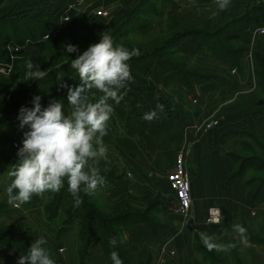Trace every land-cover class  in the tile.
<instances>
[{
	"label": "trees",
	"instance_id": "16d2710c",
	"mask_svg": "<svg viewBox=\"0 0 264 264\" xmlns=\"http://www.w3.org/2000/svg\"><path fill=\"white\" fill-rule=\"evenodd\" d=\"M28 1L0 0V65L10 66L5 76L0 75V130L3 126L20 124L19 110L21 107L31 109L33 97L37 95L50 98L41 97V108H46L50 102H59L66 108V105H69L68 89L74 90L82 85L78 73L70 66L71 60L77 58L90 45L98 43L91 32L88 21L79 11L63 9L56 13H37L29 17L14 13L15 4ZM257 6L256 9L245 8V12L238 13L240 15H236L231 10H219V23L213 28L210 25V16H203V19L208 22L209 29L206 32L196 33L179 29L181 25L186 24L176 20L172 15L157 19V5L155 2L153 4V0H138L131 12L108 35L112 38L114 46L122 45L129 51L133 49L139 51L140 54L131 57L129 61L151 57L160 71L173 73L187 88H190L195 82H208L213 77L188 68L187 58L177 51V46L181 42L191 41L192 56L204 50L209 53L211 59L223 63L232 70H238L247 50V47L237 41L238 35L246 28L252 29L264 24V8L261 5ZM63 16L67 17L66 21L60 19ZM147 17L150 19L143 21ZM153 18L157 20L155 23L152 21ZM130 34L137 37V40L142 41L143 39V44L141 41L126 40ZM154 34H157L156 38H152ZM45 36H48V40L44 38ZM196 37L197 39L201 37L203 43L196 40ZM7 43L15 45L17 50L9 52L6 48ZM69 44L76 46L78 51L67 52L65 46ZM232 45L234 47H231ZM253 59L255 68L246 79L244 86L246 85L247 89L253 86L255 90L249 92V102L242 109L256 104V110L260 112L264 106V47L262 52L253 54ZM29 62L33 64L32 69L28 68ZM37 69L50 71L53 77L46 84L27 79V74ZM244 86L242 89L245 88ZM220 100H213L202 114L201 119L209 118ZM17 152L18 150L13 149L4 136H0V161L6 162L8 166L10 163L15 164L19 159ZM228 157L233 163L230 178L243 180L245 205L253 208L264 199V133L254 130L243 132L242 138L238 140L235 148L229 151ZM111 165L99 171L105 183L97 187L98 192L111 186L119 177V173L114 172L115 169ZM13 167L6 174L5 192L0 191V219L8 221V224L0 221V239L2 243L10 246L11 254L6 256L5 246L0 245V258L4 260L7 257L12 263L20 255L27 253L26 250L31 243L44 237L47 243L43 247L47 249L55 264H66L61 254L58 253V249L63 248L60 238L61 233L74 224L78 264H90L88 250L94 239L95 229L104 233L100 249L106 259V264H113L110 258L113 251L118 253L122 264H141L133 260L129 244L123 240L120 228L142 222L152 230L156 221L151 217V203L142 211L127 207L125 210L107 215L105 214L106 204L102 201L103 197L100 196L102 198L97 199V192L86 194L83 185L79 193L82 203L77 205L68 191L65 180L64 187L59 192L47 191L41 195H34L30 202L20 205L17 209H12L15 205L8 202L6 189L11 184L12 178L9 173ZM63 202L67 203V207L61 211ZM25 211L31 218L34 214L37 215V221L31 223L27 218L20 216ZM239 225L247 229L246 235L250 246L246 247L241 243L237 232L235 239L225 241L226 246L235 245L228 251H208L202 241L195 239L193 247L199 255V261L193 264H264V259L259 256V252H264V215L256 212L251 219L242 218ZM112 238L117 241L115 247L109 243ZM72 254L69 251V256Z\"/></svg>",
	"mask_w": 264,
	"mask_h": 264
},
{
	"label": "crops",
	"instance_id": "0c3cea01",
	"mask_svg": "<svg viewBox=\"0 0 264 264\" xmlns=\"http://www.w3.org/2000/svg\"><path fill=\"white\" fill-rule=\"evenodd\" d=\"M62 1L54 4L50 0H33L20 4H26L30 15L35 11H39L36 14L56 13L68 7L84 13V10L79 8L84 4V9L88 8L91 14L86 20L93 21L94 24L92 32L94 30L102 35L104 26H111L117 14L126 17L138 2ZM52 4L55 8L49 10ZM229 9H232L230 5L226 10ZM102 12L106 15L101 16ZM213 12L217 14L212 16ZM218 12L215 0H159L156 18L172 15L176 20L182 21L196 18L197 14L209 15L211 23L216 26L219 23ZM259 37L262 52L264 35ZM253 39L250 29L241 32L237 38L241 45L249 49L251 56L260 52L253 44ZM177 51L183 56H192V44L181 42ZM212 61L217 63L221 71L235 75L240 85L245 83L248 74L255 68L253 57L245 58V61L239 64L238 70H232L215 59ZM127 63L132 80L121 90L126 94L119 104L109 100L114 112L107 124V135L102 138L107 148V158H101L98 162L89 161V164L105 165L106 161H111L112 158V163L119 170V177L114 183L102 190L107 212L121 211L127 207L142 211L149 203L152 205L150 213L156 221L152 230L142 222L120 228L122 238L128 242L134 261L152 264L164 249L169 250L172 255L162 264H193L199 261V255L193 247L195 239L202 241L206 234L216 243L225 245L226 240L236 238L233 225L239 224L242 218L251 219L256 212L264 215V199L253 208L246 207L244 182L242 179L230 178L233 163L228 157L229 149L242 138L243 132L252 129L264 133V106L260 112H257L256 104L236 113L226 112L216 121L215 126L203 129L200 126L204 120L201 116L212 101L216 100L215 89H228L226 82L216 77L204 83L195 82L187 88L173 73L160 71L151 57ZM86 95L88 102L95 103L102 93L92 89ZM158 104L163 105V111L157 108ZM71 110L70 104L66 105L65 117L70 115ZM153 110L157 113L156 118L145 120L144 115ZM113 149L120 150L122 157H114L111 151ZM177 154L184 160L189 181L190 204L185 216L175 211L174 199L165 180ZM97 195L99 196V193ZM168 195L171 198L170 203L165 201ZM66 207L67 203L63 202L61 211ZM211 207L217 208L220 214L216 224L206 222L207 212ZM93 237L88 250L89 261L104 264L106 259L100 249L104 233L95 229Z\"/></svg>",
	"mask_w": 264,
	"mask_h": 264
},
{
	"label": "clouds",
	"instance_id": "9594fccd",
	"mask_svg": "<svg viewBox=\"0 0 264 264\" xmlns=\"http://www.w3.org/2000/svg\"><path fill=\"white\" fill-rule=\"evenodd\" d=\"M215 2L218 9L224 11L230 0ZM216 14L213 12L212 16ZM45 39L48 40V36ZM65 49L69 53L78 51L71 44L66 45ZM139 54L136 49L129 51L122 45L114 46L109 35H102L98 43L90 45L71 60L70 66L78 73L82 85L74 90L68 89L67 99L72 109L69 116H64L59 102H50L42 109L38 95L33 97L31 109L21 107L19 126H27L29 130L23 133L22 147L17 152L19 159L9 173L12 178L6 189L9 203L19 207L30 202L34 195L47 191L59 192L66 180L68 191L79 205L82 203L79 196L82 185L84 192L91 194L105 183L99 169L91 166L89 161L98 162L101 158H107V148L102 138L107 135V124L114 112L109 100L119 104L123 99L126 93L121 90L132 80L127 61ZM28 68H33L31 62ZM45 75V71L37 69L30 71L27 79L38 80ZM92 89L102 93L95 103L88 102L86 95ZM157 108L163 111V105L158 104ZM156 116L153 110L143 118L151 121ZM233 230L239 234L243 245L250 246L245 227L236 224ZM46 243L44 237L31 243L27 253L19 256L17 264H55L43 247ZM109 243L115 247L117 241L112 238ZM202 243L208 251L218 252L228 251L235 246L216 243L206 234ZM110 258L113 264H122L116 251L111 252Z\"/></svg>",
	"mask_w": 264,
	"mask_h": 264
},
{
	"label": "rangeland",
	"instance_id": "374dc122",
	"mask_svg": "<svg viewBox=\"0 0 264 264\" xmlns=\"http://www.w3.org/2000/svg\"><path fill=\"white\" fill-rule=\"evenodd\" d=\"M30 1H33V0H29L28 2H30ZM91 1L99 2L98 0H91ZM28 2H23V3H28ZM50 2L56 4V3H61L63 1L62 0H50ZM154 2L157 5V0H153V4H154ZM158 2H159V0H158ZM229 5L232 7V9H229V10L234 11L236 15H240L238 13H243V12L246 11V9L251 8V7L256 9V7H258L257 5H260V4L258 2H256L255 0H230ZM54 6L55 5L52 4V7L49 8V10H51L52 8L54 9L55 8ZM79 8L82 11L84 10V13H81V14L84 15L85 19L91 17V14H90V11L88 10V8H86V10L84 9V4H82ZM13 11H14L15 14H20V16H28L29 17L30 14H31L30 10L28 9V7H26V4H20V2L13 6ZM36 12H39V11H35L33 13V15H35ZM85 12H86L87 15L85 14ZM249 14H251V12ZM253 14L256 15L255 13H253ZM235 16L231 15V17H235ZM115 17L116 18H114L113 24L111 26L110 25L109 26H104L105 28L102 31V35L110 34V32L119 24L120 20L123 17H125V16L121 15V14H117ZM150 17L144 18L143 21L145 19L146 20L150 19ZM152 21H153V23H155V21H157V20L155 18H153ZM182 21H183V24H186V25H181L179 27V29H181L183 31L189 30L190 32L193 31V32H196V33L197 32L202 33V32L208 31V29H209V26H207L208 22H206V20L203 19V15L200 16V15L197 14L196 18L193 17L191 19L182 20ZM194 22H196V23H194ZM88 23H89V26H90V29H91V32H92V29L94 28L93 21H91V22L88 21ZM210 25H211L212 28L215 27L213 23H211ZM9 29H11V27ZM247 29H250V28H246L245 30H247ZM153 30H155V28H153ZM92 33L94 34L95 40L96 41H100L102 35H99L94 30H93ZM132 34H135V33H132ZM132 34H130L129 37H127L126 40L141 41V40H137L138 38L135 37ZM156 35L157 34H154L152 36V38H156L157 37ZM192 36H194V35H192ZM199 36H201V35H199ZM196 40H198L199 42L203 43V39L201 37H200V39H197V37H196ZM2 42H4V40ZM141 42L143 44V39H142ZM184 42H190V44H192L191 41H184ZM235 44H237V42H235ZM253 44H255L256 48L260 51V48H261V45H262L261 44V38L260 37L259 38H255L254 37ZM231 47H234V45H232ZM6 48H7V50L9 52H13L14 49H15V45H13L12 43H7L6 44ZM192 48H193V44H192ZM250 54L251 53H250L249 49L247 48V50L245 51V54H244L243 59L241 60V62H244L245 58L249 59L250 57H253L254 53L252 54V56ZM185 57L187 58V61H188L187 67L190 68L192 71H197V72L203 73V74H205L207 76L208 75L212 76L213 78L217 77L218 79H221L223 82H226V84L228 86L227 90H225V88H223L224 90L221 91L222 87L221 88L217 87L215 89V92L217 93L216 100H220V99L221 100H220L219 104L216 106V110H214V112L211 114V116H209V118H207L206 122H209V121H212V120L219 121L221 119L220 116L222 114H224L226 112H229V111L240 110V109H242V107H244V105H246L249 102L248 101V99H249L248 94H249V92L251 93V92H253L255 90L253 88V86L251 88L247 89L245 87L246 85L244 86V83H242L240 85V83L236 79L235 75L234 76L233 75H229L228 73L221 71L218 68L217 63H213V61H212L213 59H211V56L209 55V53H207L204 50H201V51H199V53H197L196 56L185 55ZM236 61H238V59ZM8 71H5V73L0 72V75L1 76L2 75L5 76V74ZM45 73H46V75L43 78H40V79L36 80L37 83L46 84L53 77V73L52 72L46 71ZM250 75H251V73L248 74V77ZM251 81H252V84H253V80H251ZM229 86L232 87V88H229ZM243 86L245 87L244 89H246V90L242 89ZM41 97L44 98V99H50L49 96H41ZM223 97H225V98H223ZM63 108L65 109V107L62 106V111H63V114H64V109ZM18 120L20 122V119H18ZM19 125L20 124H15L13 126H3L2 129L0 130V136H4L7 139V141H9V144L11 145V147L13 149H15V150H18L20 147H22L23 133L29 130L27 126H25L24 128H21ZM248 130H252V129H248ZM197 134H195V135H197ZM233 141H234V139H232V142ZM235 146L234 147L232 146L233 148L231 147L229 149V151H232L235 148ZM111 151H112L113 156L116 157V158L117 157H122V155H123L120 150L118 151L116 149H113ZM110 160L111 161H106L105 165H100V166H95V167H97L99 169V171H100V170L106 169L109 166V164H112L111 166L114 167V169H115L114 172L118 173L119 170H117L115 168V166H114V163H112V162H114V160L112 158ZM12 166H14L13 163H10V165L8 166L6 162L0 161V191L2 193L5 192L4 183H5V180H6L7 171H9V169H11ZM96 192L99 193V197H98V195H96L97 199H100V198L103 197L102 191L98 192V190H95L94 194H96ZM100 196H102V197H100ZM102 201L105 203L103 198H102ZM165 201H167L169 203L171 202L170 195L165 197ZM17 208H18L17 206H12V209H17ZM107 211L105 213L107 215L113 213V212H107ZM21 214L22 215H20V216H23V217L27 218L31 223L35 222V220L37 221V218H36L37 215H35V214L32 216V218H31V216H29V214L26 211L24 213L22 212ZM40 217L43 219L42 214H40ZM0 221H3L4 223L8 224V221L4 220L3 218L0 219ZM30 222H28V223L31 224ZM36 230H38V229H36ZM75 231H76V226L74 224H72L69 229H67L66 231H63L61 233V238L60 239H62L61 243H62V246H63L64 249L63 248L58 249V253L61 254V256L63 257V259H64L66 264H78V261L76 260V258H77L76 257L77 256L76 252L77 251L75 250L76 249L75 248L76 247L75 246ZM0 245L5 246L4 249H5V252L7 253L6 256L7 255L10 256V254H11L10 253L11 252L10 251V249H11L10 246L5 245L4 243H2L1 239H0ZM27 251L28 250H26V252ZM69 251L71 253H73L72 256H69ZM263 254H264V252H261V253L259 252V256H261L264 259V255ZM17 260L18 259H15V261L13 260L12 263L13 264H17ZM7 263L8 264H12L10 262L9 258L6 257L4 260L2 258H0V264H7ZM94 263H96V262H90V264H94ZM104 264H106V263H104Z\"/></svg>",
	"mask_w": 264,
	"mask_h": 264
},
{
	"label": "built area",
	"instance_id": "2783aa9c",
	"mask_svg": "<svg viewBox=\"0 0 264 264\" xmlns=\"http://www.w3.org/2000/svg\"><path fill=\"white\" fill-rule=\"evenodd\" d=\"M264 8V0H255ZM69 9V7L67 8ZM106 13L102 12L101 16H105ZM62 16V15H61ZM63 21H66L67 17L63 16L60 17ZM253 37H259L264 35V24L262 26L253 28L250 30ZM46 37V36H45ZM44 37V38H45ZM17 49H14V52ZM7 67V68H6ZM9 65H0V72L5 73V71L9 70ZM230 73L232 74L233 71L231 70ZM207 119L203 120L200 126L203 129H209L216 125V120H212L206 122ZM165 180L167 183V187L170 190L172 197L174 199L175 211L185 216L189 210L190 204V197H189V181L185 171L184 160L180 154H177L172 169L166 174ZM220 214L217 208L211 207L207 212L206 222L211 224H216L219 222ZM218 221V222H217ZM172 253L169 250L162 249L159 252L158 259L155 260L152 264H162L167 257H170ZM99 264V263H94Z\"/></svg>",
	"mask_w": 264,
	"mask_h": 264
}]
</instances>
